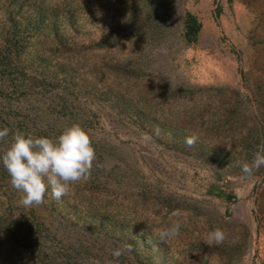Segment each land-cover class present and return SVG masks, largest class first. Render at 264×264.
Segmentation results:
<instances>
[{
  "label": "rangeland",
  "instance_id": "374dc122",
  "mask_svg": "<svg viewBox=\"0 0 264 264\" xmlns=\"http://www.w3.org/2000/svg\"><path fill=\"white\" fill-rule=\"evenodd\" d=\"M73 124L67 196L22 206L0 162V264H264V0H0V156Z\"/></svg>",
  "mask_w": 264,
  "mask_h": 264
},
{
  "label": "clouds",
  "instance_id": "9594fccd",
  "mask_svg": "<svg viewBox=\"0 0 264 264\" xmlns=\"http://www.w3.org/2000/svg\"><path fill=\"white\" fill-rule=\"evenodd\" d=\"M9 136V129L0 130V141ZM186 144L195 143L193 137L186 138ZM96 159L90 134L79 124L65 128L56 138L34 137L17 131L12 141L0 156V162L6 169L13 189L22 192L20 204L24 207L39 206L45 202V195L51 188L54 199H61L69 194L73 185L86 181L90 177L93 162ZM264 167V143L258 145L251 163H243L241 171L252 175L254 170ZM182 224L179 220L169 227L160 229L161 242L180 235ZM222 229L210 231L205 242L208 245L221 244L224 240ZM132 245L123 244L111 250L115 260L125 252L131 253Z\"/></svg>",
  "mask_w": 264,
  "mask_h": 264
}]
</instances>
